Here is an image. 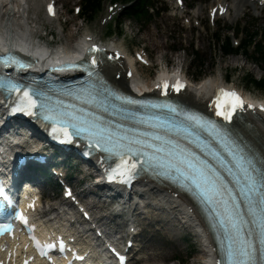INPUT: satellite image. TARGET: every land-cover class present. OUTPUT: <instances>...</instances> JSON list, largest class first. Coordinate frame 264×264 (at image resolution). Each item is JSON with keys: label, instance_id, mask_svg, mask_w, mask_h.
<instances>
[{"label": "rangeland", "instance_id": "1", "mask_svg": "<svg viewBox=\"0 0 264 264\" xmlns=\"http://www.w3.org/2000/svg\"><path fill=\"white\" fill-rule=\"evenodd\" d=\"M55 1L57 10L60 7L61 10L58 20L51 24H45L43 20L42 0H33L28 14V18L36 20L34 25L50 32L53 41L74 43L86 31L96 38L105 36L107 41L115 40L114 36H117V42L129 55L135 51L144 52L151 67L135 65L134 68L144 82L148 83L158 68L167 64L172 69L180 68L189 81L199 84L205 79L215 81L224 78L227 87L240 89L250 98L264 99V92L244 86L250 76L256 80L264 78V10L247 7L234 20L233 0H228L231 10L223 18L210 21L207 9L213 7L214 0H183L185 8L177 13L173 11L172 0H150L143 7L149 15L140 19L122 16L123 9L131 5L128 0H101L99 8L92 11L87 19L83 14V0ZM107 7L113 9L111 13L115 16L104 28H98L97 22L105 15ZM73 8H79L76 16L72 15ZM253 35V41L263 47V55L259 56L251 48L244 54L238 51L221 55L219 47L226 40L237 51L235 44L240 46L243 40ZM68 164L62 169L69 184L81 186L76 192L99 218L100 224L118 236L129 219L135 221L141 234L136 238L138 247L127 264H202V250L194 231L182 223L174 210L168 206L163 208L150 195L141 194L131 196L118 206L117 211L110 212L112 201L102 197L93 180L85 174L84 167L81 168L74 160ZM37 180L34 188L43 191V198L52 201L48 206L55 208L60 201L59 192L53 186L47 189L40 178Z\"/></svg>", "mask_w": 264, "mask_h": 264}, {"label": "bare ground", "instance_id": "2", "mask_svg": "<svg viewBox=\"0 0 264 264\" xmlns=\"http://www.w3.org/2000/svg\"><path fill=\"white\" fill-rule=\"evenodd\" d=\"M25 4H21V0H0V30L2 33L6 36V41L8 43H11L12 37L14 35V27H20V25L24 24V22H28L31 19L28 18V11L25 9ZM31 7V6H30ZM247 7L251 9H256L255 3L253 0H234L233 1V19L235 20L236 17H238L239 13L242 10L247 9ZM220 8V10H219ZM217 12L220 11L222 13L223 9L222 6L217 5L216 7ZM13 11L16 12L17 16L14 18L12 16ZM32 23V21H31ZM91 33L88 32L87 36ZM93 35V34H92ZM86 40H89L85 42V44H88L90 42V39L87 38ZM111 45H113L114 48L118 51L120 56H122L123 59L126 61V68L123 69L121 73V82L115 81L118 85H122V82L124 84V81L126 79H131L135 82L143 81L141 78L137 76V73L134 68V64L131 63V60L126 54V51L121 48L120 44L117 41L109 42ZM36 54L39 57V60H42L43 57L40 58V52L37 51ZM119 65H121V62H118ZM118 68L111 67L110 65H107V71L109 73H113V71H117ZM121 70V68L119 69ZM129 71L130 74L128 76H124V72ZM114 72V73H115ZM218 80H211V79H205V81L197 83L194 90H191L190 92H186L182 95L180 100L183 102H186L191 105H197L202 107L203 101L202 99L205 97L206 93L208 92L209 88L213 87L212 85L216 84ZM126 83V82H125ZM181 96V95H180ZM253 98V97H252ZM260 100V99H259ZM243 133L246 134L247 138L251 142V144L255 145L262 155H264V125L261 123L258 124H252L249 127L243 126ZM135 189L130 190L131 194H138V195H150L154 197V200H156L160 205L164 208V206H168L171 210H174L175 213H178L182 223L186 224L187 227H191L194 231V236L198 239V242L200 243V250H202V256L201 261L202 264H210L211 260L208 259V238H206L204 231L201 229L199 220L197 215H195V212L192 208V206L185 205L184 201L179 196H176L175 199L172 198V194L167 192L165 189H161L155 184L147 183L145 181H141V183H138L135 185ZM114 193H116L115 190H112ZM130 195V193H127V197ZM188 209H190V212H188ZM92 253L95 254V250H92Z\"/></svg>", "mask_w": 264, "mask_h": 264}, {"label": "snow or ice", "instance_id": "3", "mask_svg": "<svg viewBox=\"0 0 264 264\" xmlns=\"http://www.w3.org/2000/svg\"><path fill=\"white\" fill-rule=\"evenodd\" d=\"M50 11H51V6H50ZM165 87H167V84L165 83ZM10 90H14V91H19V88L17 85H9ZM177 90H179V87H177ZM220 92L224 95H229V96H233L236 97L237 94L236 93H225V91L223 89L220 90ZM23 97H24V101L23 103L26 104L27 106V112L26 114H33L31 112L32 108L36 107V101L32 99V97L30 96V94L25 91L23 93ZM219 100V98H218ZM243 102L239 100V98L237 97V105L236 106H242ZM43 107V106H42ZM17 111H25L24 107H18L16 109ZM218 115H224L225 119H230L232 113L228 112H218ZM46 119H53L54 121V126L52 128L53 133H59L62 134L65 137H69L70 134L68 132V127H73L76 129V135H80V133L82 131L85 130H89L86 129L84 127L81 126H77L75 123H71V121L68 120H64L63 118H61L60 120H56L54 117H46ZM73 119H75L73 117ZM56 124H59L60 126L57 127L55 126ZM94 135V134H93ZM105 141L101 138V139H95V144L97 146H99L101 143H104ZM103 151H111L109 148H104ZM131 152V149H129V153ZM117 155H119L120 157V163L117 165L116 169H113V175H120L121 177H127V178H131L132 173L136 170V163L135 162H130V157L129 159L125 158L124 154H120L117 153ZM246 176H248V172L247 169L244 170ZM248 180L250 182V185H254L255 181L251 176H248ZM198 187H202L203 190L207 193L209 191L215 192L217 191L216 185L215 183L208 177V175L201 170L200 171V183L198 184ZM249 191H252V187L250 186ZM261 205L264 206V196L261 197V201H260ZM226 211H227V207H226ZM262 211H264V208H262ZM21 220H24L26 223V220L23 216L20 217ZM228 223L231 224L232 229L236 232V234L238 235L239 232L242 230L241 228V223L242 221L240 220V217L238 214H234L229 212L228 214ZM261 242L264 243V219L261 220ZM251 247V245L249 244L247 246V248H242L240 249L238 252L233 251V249L231 248V245L229 246L228 249V256L230 258L234 259V264H244L243 260L239 259L238 257H246V258H250V252L248 251V249Z\"/></svg>", "mask_w": 264, "mask_h": 264}, {"label": "trees", "instance_id": "4", "mask_svg": "<svg viewBox=\"0 0 264 264\" xmlns=\"http://www.w3.org/2000/svg\"><path fill=\"white\" fill-rule=\"evenodd\" d=\"M84 1V7H83V14L86 15V18L88 19L89 14L98 9L100 6V2L101 0H83ZM121 1V0H119ZM122 1H126V0H122ZM131 2V5L125 9H123L122 11V16L125 18H140V19H145V17H147L149 14L145 11V9L143 10V7L145 4H147L148 2H150V0H128ZM254 35L253 36H248L245 40L242 41L241 45L237 48V51H234L231 46L230 43H228V41H225L224 45H221L219 47V51L221 52V55H229L231 53H238V51L241 54L246 53L249 48H251L252 51H254L256 54L263 55L262 50L263 48L259 45L256 44L253 41ZM194 55H196L194 53ZM200 76V74L198 75ZM195 79H199L198 77L195 76ZM244 86L245 87H253L254 89H256L259 92H264V78H261L259 80H256L254 78H252V76H250L248 79L245 80L244 82Z\"/></svg>", "mask_w": 264, "mask_h": 264}]
</instances>
